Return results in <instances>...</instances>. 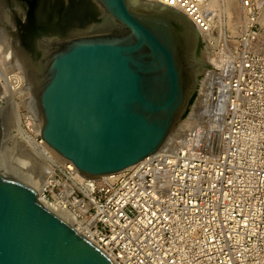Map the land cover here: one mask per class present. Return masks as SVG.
I'll use <instances>...</instances> for the list:
<instances>
[{
	"label": "built area",
	"instance_id": "built-area-1",
	"mask_svg": "<svg viewBox=\"0 0 264 264\" xmlns=\"http://www.w3.org/2000/svg\"><path fill=\"white\" fill-rule=\"evenodd\" d=\"M153 1L180 10L200 34L217 29L213 0ZM240 4L248 24L216 46L228 50L224 74L214 79L223 120L217 154L166 140L141 161L94 178L61 155L43 154L50 171L38 198L71 215L115 264H264V27L255 0ZM11 98L16 104L0 97V109L18 117L37 149L50 147L22 92Z\"/></svg>",
	"mask_w": 264,
	"mask_h": 264
},
{
	"label": "water",
	"instance_id": "water-1",
	"mask_svg": "<svg viewBox=\"0 0 264 264\" xmlns=\"http://www.w3.org/2000/svg\"><path fill=\"white\" fill-rule=\"evenodd\" d=\"M78 1L46 0L47 12ZM94 1L102 12L84 33L54 35L42 19H27L47 48L37 91L42 139L91 177L161 148L190 107L197 78L213 68L179 10L153 0ZM3 122L0 109V160ZM0 264L115 263L32 186L0 170Z\"/></svg>",
	"mask_w": 264,
	"mask_h": 264
},
{
	"label": "bare ground",
	"instance_id": "bare-ground-1",
	"mask_svg": "<svg viewBox=\"0 0 264 264\" xmlns=\"http://www.w3.org/2000/svg\"><path fill=\"white\" fill-rule=\"evenodd\" d=\"M9 1H10V4L16 5V7L22 10L21 15H20L22 16L20 18L23 19L22 35H24L23 33H25V30H26L25 29L26 27H24V25L26 24L25 23L26 18H28L29 15L31 16V14L35 15V17H37L38 19H42L44 22H46V25L54 28L53 30L55 31L52 33L54 35L60 34V31L62 32L64 31L68 33L78 32V30L81 29L80 26L82 25H87V27L80 31L87 30L91 26L92 23H96L98 21V20L95 21L93 18H91V20L93 19V22L91 20L87 21V19H90V17H88V14L91 13L93 10L92 9L93 6H91V2L93 4L94 3L96 4L94 0H79L76 3L73 2L71 4L72 8L69 9L70 6H67V8L65 9L66 10L65 13L59 12L58 9H54L51 12H47L46 0H9ZM4 2L5 1H3V3ZM21 4H23L24 6L22 7ZM26 4L32 6L30 10L27 9ZM211 7L214 10V14H215L213 24L217 28V32L213 31L214 30L213 28L212 32L201 33V34L203 35V37L209 40V44L210 45L212 44L211 45V48H212L214 47V44L215 46H217V42L223 41L226 38L223 27H227L232 32L237 31L238 33H240L241 30L245 28V26L248 24L249 18H247L244 15V11L240 4V0H213ZM98 12L101 13L100 10H98L97 13ZM85 16L88 18L84 19L87 22L86 24H83L81 23V20H83V18H86ZM7 19L8 21L11 22L9 18ZM102 19L104 20L105 18H102ZM65 22H67V25L65 24ZM26 37L27 35L25 36V38ZM36 42H37L36 43L37 47H39L37 40ZM222 44L223 45L219 48L218 51L213 53V55H211L210 58H207V60H209V63L212 64L214 67L218 68L219 71L208 70L204 74L205 76L199 82V96L197 97V100L195 101V103L191 106V112L188 114L187 120L186 121L182 120L181 122L179 120L178 125L174 129L175 130L174 133H178V135H180V138H182L181 140L183 143H186L187 140H190L192 143H195L196 145H199L201 147H206L207 150L211 154H217L220 151L221 146H222L223 120L221 116H219L218 111L213 101V97L215 96L216 86L211 83L214 81L215 78L221 77L225 71L223 67H224L225 59L228 55L227 53L228 50L226 48L227 46L226 43H222ZM46 49L47 48L45 47L43 52L40 49L42 53L41 55H45ZM9 55H10V51L7 50L6 58H8ZM0 56H2V54ZM17 58H19L20 60H23L25 58L24 53L22 52L20 57L16 55L13 56L11 61L17 62ZM44 66H45V58L42 59V70ZM20 74L19 73L17 75L15 74L16 76L14 77L15 79L14 78H13L14 80L11 79L13 80L11 84L8 83L10 86L7 85L4 88L3 85L0 84V97H3L6 100H8L9 101L8 104H12V103H15V101L14 102L12 101L11 97L14 93H12L11 90H16L14 92L18 91V93L22 92V94L26 98L24 99L26 102L25 103L26 107H27L26 113L29 115V117H31L32 119H35L36 117L42 118L41 113L38 111V108H37V91H38V87L42 79V71L40 72V70L39 71L34 70L33 72L30 73V76H29L31 78L30 86L25 85V83L23 82V78H22L23 76L22 74L21 75ZM6 77H7L6 74L4 76L2 74V77L0 76V79L4 78L6 80L7 79ZM209 77L213 79V81L211 82L209 81V83L212 85H210L207 82L209 80ZM207 78L208 80H206ZM207 83L209 84V86L206 85ZM4 84H7V83L4 82ZM15 106H16L15 111H17L19 106L17 105ZM3 110H4L3 111L4 116L5 114L7 115L9 114L7 109L4 108ZM11 118L12 119L14 118L15 121H14V124L10 123L9 126L13 125L14 128H9V126L5 128L4 125L2 124L3 126L2 141L8 135L13 145H16L18 142H21L20 144L23 147L22 148L23 157L22 158L20 157L21 159H19V161H16V162H18V164L20 163L19 166L22 165V167H24L25 164L27 165L29 161L30 162L28 164V167L26 166L27 167L26 171L17 167L16 170L20 172V175L18 172L17 173L21 180H22V177L24 179L26 177L28 180L25 179L26 182L25 180L24 182L32 186L38 192V194H40V191L42 190V187L44 185V181L50 171V163L49 161L46 160L47 159L46 157H45L46 159L44 158L43 154H47L49 155L48 157H51V158L52 157L56 158L57 155L59 154L54 149H52L51 147H47V146L45 148L37 149L34 145H32L27 140L28 139V137H26L28 136L27 132L23 131L22 128H19L18 117L15 116L14 114L11 116ZM4 129H7L5 133H4ZM186 129L191 130L190 134L184 133L186 135H192L190 136V138H186L185 137L186 135L184 136L183 134V132ZM31 130H35V126H32ZM19 133L21 134V136L19 135ZM2 141H1V144H2ZM164 145H166V141L162 144V146ZM173 148H177L176 144L173 146ZM35 158H38L41 161H43L39 167H36V163L38 162V160L36 162ZM4 169H5V166H4ZM42 173H45L46 175H43L42 177ZM88 177H91V176H88ZM91 178H94V177H91ZM41 202L48 209H50L51 211L59 215L62 219H64L67 223H69L76 229H79V226H77L74 223V219L71 215L64 213V212H55L42 199H41Z\"/></svg>",
	"mask_w": 264,
	"mask_h": 264
},
{
	"label": "rangeland",
	"instance_id": "rangeland-1",
	"mask_svg": "<svg viewBox=\"0 0 264 264\" xmlns=\"http://www.w3.org/2000/svg\"><path fill=\"white\" fill-rule=\"evenodd\" d=\"M3 1H5V2L3 3ZM3 1L0 0V53L2 54V56H0V76L2 77V74H3V76L6 74L7 75L6 78L7 79L9 78V79L8 80L7 79L5 80L4 78H1L0 79V84L3 85L4 88L7 85L10 86L9 84H11V82L15 79L14 77H16L15 74L17 75L18 73L19 74L21 73L22 76H23L22 78H23V82L25 83V85L30 86L31 85L30 84L31 83L30 82L31 78L29 77L30 76V73L33 72L34 70H38V71L40 70V72H41L42 71V59L45 58V55H41L42 53L40 51V49L42 51L44 49L43 46L40 43V38L41 37L39 38V35H37L38 36L37 37L36 34H34V32H32V29L33 28L31 27V23L29 21H27L28 18H26V21H25L26 24L24 25V27H26L25 28L26 29L25 30V33H23L24 35H22L23 19L20 18V17H22V16H20L22 10L20 8L16 7V5L10 4V1L9 0H3ZM255 2L259 6L262 7L261 8L262 12L259 15V20H261L260 22H261V24L264 27V0H261V1L260 0L259 1L258 0H255ZM91 6H93L92 7L93 10H92L91 13L88 14V17H90V19L93 18V17H95V15H96L95 13H97L98 10H100L102 12V9H101V7L99 6L98 3H96V4L94 3L93 4L91 2ZM93 12H94V14H93ZM6 15H7V17H6ZM88 17L83 18V20L84 19H87ZM7 18H9L11 20V22L8 21ZM83 20H81V23L86 24V22L89 19H87V21L86 20L83 21ZM80 27H81V29H79L78 32H74V34L84 33V32H81L80 30L85 29L87 27V25H82ZM223 28H224V33H226V35L227 34H233V35H235V34L238 33L237 31L236 32H232L227 27H223ZM215 32H217V29H216ZM60 33L63 34L64 31L63 32L60 31ZM26 35H27L28 39H27V37L25 38ZM199 35H200V38L202 39V43L204 45L203 51H204V55H205L206 62L209 63V60H207V58H210L211 55H213V53H215L216 51H218V49L215 46V44H214V47L211 48V45L212 44L210 45L208 42H205V39L206 38L204 37L205 38L204 39L202 37L203 36L202 34L199 33ZM36 40L38 41L39 47H37ZM219 42L221 43V41H219ZM7 50L10 51V55L8 56V58H6ZM22 52L24 53V57L25 58L23 60H20L19 58H17V62H14L13 61L14 62L13 63L11 61L12 57L15 56V55L20 57ZM210 65L213 68H206L205 71H203L202 75H199V78H197L198 84H197V88H196L194 97H193V99H192V101L190 103V107L186 111L185 115L182 117V119H180V122L182 120H185V121L187 120L188 114L191 112V106L195 103V101L197 100V97L199 96V82L205 76L204 74L208 70L219 71L218 68L214 67L212 64H210ZM11 79H13V80H11ZM206 80H208V78ZM209 81L211 82V81H213V79L211 77H209V80L207 82L209 83ZM4 82L7 83V84H4ZM208 83L206 84L207 86H209V84H210V83L209 84ZM211 83L212 84H215L214 81L211 82ZM212 84H210V85H212ZM14 91H16V90H13L12 93H15ZM10 117L8 118V115L7 114H5V116H4V113H3V118H5V125H4V123H3V125H4L5 128H7V126H9L10 123L11 124H14L15 119L14 118L12 119ZM178 123H179V121L177 122V124ZM12 126H9V128H14V126L13 127ZM174 129L172 131L173 133L175 131ZM6 131H7V129H4V133ZM172 132L170 133V135L172 134ZM190 132H191V130H187L186 129L183 132V134L184 133H186V134L189 133L190 134ZM186 134H184V136ZM170 135H169V137L167 139V143L172 144V148H173V146L175 144H176L177 147L181 146V144L183 142L181 140L182 138H180V135H178V133H176V135H175L176 141L173 140V137L170 136ZM190 136H192V135H186L185 137L186 138H190ZM20 143L21 142H18L17 144L15 143L16 145H13L11 139L7 135L4 138V140L2 141V146H1V149H2V154L1 155L2 156H1V160H0V170L3 173H5V174H7L9 176H12V177H16L18 179H20V177H19L20 172L17 171L16 168L18 167V168L23 169V170L26 171V168L28 167V164L30 162L29 161L27 163V165L25 164L24 167H22V165H20L21 166L20 167L19 166L20 163L18 164V162H16V161H19V159H21L23 157V154H22V148L23 147L21 146ZM35 159H36V162L38 160V162L36 163V167H39L42 164L43 161H41L38 158H35ZM4 166H5V169H4ZM13 172H14V174H13ZM17 172L19 173V175H18ZM43 175H46V174L45 173H42V177H43ZM25 179L28 180L26 177H25ZM25 179L22 177V180L23 181ZM26 180H25V182H26Z\"/></svg>",
	"mask_w": 264,
	"mask_h": 264
}]
</instances>
